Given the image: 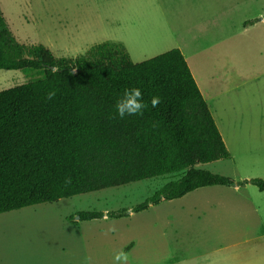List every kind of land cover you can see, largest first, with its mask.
<instances>
[{"label":"rangeland","instance_id":"obj_1","mask_svg":"<svg viewBox=\"0 0 264 264\" xmlns=\"http://www.w3.org/2000/svg\"><path fill=\"white\" fill-rule=\"evenodd\" d=\"M87 5L90 4H85V0H0V12L19 44L42 45L56 58L75 59L94 46L123 40L130 60L141 63L179 45L185 46L190 51L189 69L207 104L216 111L214 118L229 142V123L224 116L226 95L216 102L211 97L224 92L226 44L238 46L247 40L264 50V0H232V11L222 16L220 8L216 9L210 14L215 18L208 27L193 28L191 33L178 37L148 36L147 41L155 44L139 42V36L136 41L129 31L119 32L91 21L85 14ZM244 27L248 28V37L241 32ZM215 51L223 60L222 67L214 65ZM259 54L244 53L234 61L264 62V51ZM42 77L39 70H1L0 92ZM211 81L212 91L215 87L217 90L215 95ZM258 83L260 91L242 102L246 106L244 126L253 128H235L231 132L232 136L237 133L239 141L236 148L229 145L230 159L199 164L198 169L229 178L235 184L256 178L264 180V154L241 159L257 138V134L251 136L253 131L258 124L264 125V76ZM179 177H156L0 214V264H37L48 258L44 254L50 252L52 264H84L87 257L92 258L93 264H115L114 257L120 250L128 254L129 264L161 263L176 258L172 249L177 246L167 244L166 239L171 242L178 237L194 239L193 244L184 245L185 253L202 254L207 264H264V191L251 184L201 188L179 199L163 200L142 212H130L161 186ZM120 211L128 215L106 216ZM83 212L104 216L82 221L79 215ZM110 228L116 231L111 232ZM62 250L68 253L61 255Z\"/></svg>","mask_w":264,"mask_h":264},{"label":"trees","instance_id":"obj_2","mask_svg":"<svg viewBox=\"0 0 264 264\" xmlns=\"http://www.w3.org/2000/svg\"><path fill=\"white\" fill-rule=\"evenodd\" d=\"M1 70H39L43 77L0 92V214L168 175L180 177L130 212L205 187L264 191L262 179L235 184L196 168L229 153L178 49L133 63L120 45L103 43L75 59L56 58L42 45L19 44L0 12ZM133 87L147 106L143 115L121 119L116 102ZM156 96L161 103L153 107ZM103 216L83 212L79 219Z\"/></svg>","mask_w":264,"mask_h":264},{"label":"crops","instance_id":"obj_3","mask_svg":"<svg viewBox=\"0 0 264 264\" xmlns=\"http://www.w3.org/2000/svg\"><path fill=\"white\" fill-rule=\"evenodd\" d=\"M231 1L232 0H229L228 7V0H85V4H90L89 6H85V14L88 15L91 21L99 22L101 25L108 26L119 32L129 31L131 38L134 37L136 41L139 36L141 37L139 42H150V44H155V42L147 41V37L164 34L178 37L191 33L193 28H199L201 30L202 28L208 27L212 19L215 18V15L211 16L210 14L214 13L216 9L220 8L219 13L222 16H226L232 11ZM261 21H264V18ZM246 24H244V26H246ZM247 31L248 28L244 27L241 32L243 35L247 36L245 34ZM124 43L123 40H117L114 42V44H118L121 47L124 46ZM177 49L182 53L188 67L190 68V64L188 63L189 56L187 54V52L190 51L183 45H179ZM263 51L261 45L250 44L247 40L245 43H241V45L239 44L238 46H235L234 44H226V54L224 56L226 76L224 79V92H220L222 93L221 95L219 93L215 95L217 92L216 87L214 91H212L214 82L211 81V92L215 95L211 98L213 101L215 100L214 102L219 100L223 94L226 95L224 116H226V120L229 123V127L227 126L226 131L229 142L223 137L214 118L213 111L215 110L207 104L206 98L201 92L198 82L191 71L195 83L208 106L215 125L221 135L222 141L229 153L228 159H230L231 153L229 147L236 148L239 141V136L236 135L237 133L235 132L232 136L231 132L235 131V128L239 131H241L243 127L250 128V130L253 128L244 126L246 122L244 109L246 106L242 105V102L248 100L250 94H257V92L260 91V84L258 82H260V79L264 76L263 61L234 60L235 58H240L244 53L258 52L260 53L259 55H261ZM216 52L217 51H215V55H212L214 65L217 64L219 67H222L223 60L221 59V56L218 57L219 55H216ZM217 58L220 59L215 61ZM192 62L193 64H196L197 61L193 60ZM238 107L242 108L238 109ZM248 120L250 121V118H248ZM259 120L262 121V118ZM255 134H257V138H254L253 143H251V150L248 153L246 152L241 159L248 156H260L261 154H264V125L260 126L258 124L256 130L253 131L251 136L253 137ZM166 240L167 244L170 243L177 246L172 249L176 253V256L174 255L176 258L167 261L162 260L161 263L154 264H181V261H188V264H207L208 260L206 258L203 259L204 255H190L189 251L188 253H185L186 247L184 245L193 244L194 239L178 237L172 239L171 242H169L170 239ZM204 240L211 241L212 238H204ZM166 243L164 244L163 242V249H166ZM190 248L192 247H188L189 250ZM65 253L67 254L68 251L65 252V250H62L61 255H65ZM44 256L48 258L44 261L40 259L37 264H52V261L50 260V258H52V253L44 254Z\"/></svg>","mask_w":264,"mask_h":264},{"label":"clouds","instance_id":"obj_4","mask_svg":"<svg viewBox=\"0 0 264 264\" xmlns=\"http://www.w3.org/2000/svg\"><path fill=\"white\" fill-rule=\"evenodd\" d=\"M56 92L55 90L49 91L47 93V99L51 100L55 97ZM161 103L160 97L156 96L153 97L151 100V104L153 107H156ZM146 104L143 100V94L141 89L139 88H129L126 89L123 93V96L116 102V114L121 118H125L126 116H138L143 115V111L146 108ZM66 184L71 183V178L67 177L65 179ZM109 231L114 232L116 231L115 228H110ZM115 264H129V256L123 250H120L116 253L115 257ZM84 264H93L92 258L87 257L85 258ZM181 264H188V261H181Z\"/></svg>","mask_w":264,"mask_h":264},{"label":"bare ground","instance_id":"obj_5","mask_svg":"<svg viewBox=\"0 0 264 264\" xmlns=\"http://www.w3.org/2000/svg\"><path fill=\"white\" fill-rule=\"evenodd\" d=\"M18 233H19V231H18Z\"/></svg>","mask_w":264,"mask_h":264}]
</instances>
